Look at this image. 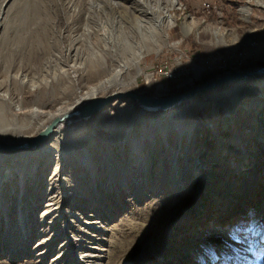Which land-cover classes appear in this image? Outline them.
<instances>
[{
    "label": "rangeland",
    "instance_id": "obj_1",
    "mask_svg": "<svg viewBox=\"0 0 264 264\" xmlns=\"http://www.w3.org/2000/svg\"><path fill=\"white\" fill-rule=\"evenodd\" d=\"M5 1L0 0V112L3 111L2 118L7 122L3 126L12 124L15 128L23 122L26 127L20 129L10 125L8 137L23 133L35 138L43 130L41 126L47 117L46 112H55L76 98L62 93L64 86L96 85L104 72L98 69L99 77H92L88 82L84 79L85 83L56 79L51 73V70L60 71L62 68L61 63L56 65L53 62L55 56L59 53L67 55L72 48V38L79 36V33H71L65 21L72 0H8L4 4ZM125 3L128 7L134 6L132 1ZM177 3V9L169 13L175 22L163 29L167 40L165 45L153 47L149 53L143 51L140 57L144 74L138 78L134 92L150 97H170L227 72L264 66V7L261 0H177ZM34 11L54 19L44 26L46 29L53 26L49 31L48 45L35 49L28 33V19ZM124 18L132 20L133 13L125 14ZM78 22L75 20L69 26L78 27ZM110 32L108 27L105 34L94 31L91 38L96 50L103 49L101 38L104 35L103 39L110 40ZM81 48H85V44H80V54L83 53ZM131 56L120 58L126 60ZM105 59L110 65V58L105 56ZM218 61L224 67L210 72L208 68H215ZM196 69L201 70V74L193 78ZM146 76L150 77L149 81ZM263 81L234 83L187 102L200 120L184 127L186 130L192 128L191 135L196 139L186 153L185 148L189 145L178 138L177 132L166 133L165 138L152 135L151 118L136 117L140 111L138 104L130 99L117 100L86 124L69 123L68 132L62 135L65 154L55 150L49 157L40 159L35 155L42 152L43 146H50L53 142L50 139L28 151L37 156L36 162L28 168L0 167V173H4L0 181V190H4L1 198L10 202L9 212L16 218L17 213L12 209H16L17 203L38 204L42 196L48 194L59 199L63 192H68L64 189L69 183H76L82 192L94 196L95 208L96 203L106 204L113 211L118 206L116 214L110 213L113 219L108 221V225L116 229L112 245H116L117 252L113 264H168L167 260L170 264H264V145L251 138L254 134L249 129L256 126L264 139V126L261 125L264 100L253 99L249 105L240 97L235 116L222 122L220 108H226L231 102L218 99L224 91L232 88H238L240 93L256 91L264 97V86L256 85ZM112 94L104 91L97 97ZM220 124V134L218 131L210 133L207 129L208 126L219 128ZM137 140L139 155L132 145ZM223 143L233 144L227 146L230 156L216 163L214 160L219 157L218 151ZM205 144L212 147L205 149ZM235 144L240 148L236 150ZM176 150L180 157V173L175 172L173 177V169L170 172L169 168H172L171 159ZM201 151L206 152V158L198 157ZM10 153L15 154L14 157L26 154ZM199 162L204 170L210 167L214 183L202 190L203 198L198 204L182 214L190 194L184 193L187 188L179 191L177 184L186 179L182 175L189 171L188 182L196 183L198 173L195 170ZM231 163L239 167L236 174L226 169L233 167ZM60 172L63 180L54 186L55 174ZM167 173L170 174L167 176ZM123 174L138 181L145 177L147 188L143 195L147 197L142 195L135 199L131 191L124 195L121 192ZM113 187L117 189L110 193ZM5 190H13V197ZM22 191L28 193L24 201L19 200ZM179 192L182 194L177 195ZM66 201V212H73L75 206L82 205L78 199ZM212 202L216 207H222L214 208ZM43 204L34 214L41 215ZM34 240L31 246L35 245L37 238ZM155 248H158L157 253H148ZM6 249L7 252L13 251L11 246ZM26 259L31 257L24 256L10 263L4 256L0 257V264H22Z\"/></svg>",
    "mask_w": 264,
    "mask_h": 264
},
{
    "label": "bare ground",
    "instance_id": "obj_2",
    "mask_svg": "<svg viewBox=\"0 0 264 264\" xmlns=\"http://www.w3.org/2000/svg\"><path fill=\"white\" fill-rule=\"evenodd\" d=\"M126 1H132L134 6L128 7L125 3ZM7 2L8 0H6L4 4ZM261 5L264 7V0H261ZM177 6V0L70 1L68 12L66 13V25L67 27H70L72 34L79 33V36L76 35V37L72 38V48H70V51L67 55L64 56L63 54L59 53L55 56L53 62L56 65L61 63L62 68L60 71L56 69L51 70V73L54 74L53 76L56 79H64L69 81L81 80L82 83H85L84 81L88 82V80L92 77H99L100 74L97 72L98 69L103 71L104 74L101 77L99 83L96 85H82L83 87H76V85L75 87L64 86L61 89L62 93L68 94L70 96H76V98H74V101L71 104L65 105L60 109L58 108L55 112L45 113L43 111L42 114L44 115L45 113L47 117L41 126V129H43L41 132H43L57 118H61L64 115L75 111L87 101L98 98L97 96L99 93L111 91L115 94V92L118 93L117 91L121 90L126 92H134L133 89L137 86L138 78L140 75L144 74L142 68L140 67V57L143 55V51L149 53L153 47L160 48L165 45L167 40L163 29L164 27L167 28L175 22V19L170 16L169 13L176 10ZM243 11L246 12V9ZM130 13H133V18L132 20L128 21L124 18V15ZM147 17L148 20H146ZM95 18H98L99 21L95 20ZM53 20V18L48 15H44L42 12L34 11L31 14L28 19V33L30 43L32 46H34L33 49H35V47H46L48 45L49 31L52 30L53 26H51V28L49 27V29H46L47 27L45 28L44 26L46 25V22H52ZM75 20L79 21L78 27L69 26ZM107 27L111 29V38L110 40H105L103 39V35L101 38L103 43L100 45H103L104 47L101 50H96V48H94L95 42L92 41L91 35L94 34V31L96 30L102 31V34L103 32L105 34ZM55 28L56 27L53 29ZM183 31H186L184 27ZM80 44H85V48H81L83 51V53H81L82 55L79 53ZM203 45L206 44L203 43ZM225 45H228V43H225ZM72 52H74L73 55L71 54ZM128 54L132 56L126 60L120 58ZM105 56L110 58V65L107 64ZM221 63L222 62H217V66L215 68L209 67L208 70H210V72L213 70L220 71V69L224 67V64ZM197 74H201V70L196 69L193 78H198L199 75ZM146 79L149 81L150 77L146 76ZM263 80L264 79L262 78H257L248 82H259ZM256 85L264 86V81L257 83ZM257 89H259V87H257ZM251 92L243 91L240 93L238 88H232L230 90L224 91L222 95L219 96V98L217 97L223 101L231 102V104L226 108H220V112L223 113V118L221 119L222 122L225 120L230 121L231 118L235 116L238 109L236 108L238 104L237 100H239L240 97L249 105H251L254 100H264L263 95H258V92L256 91L255 93L253 91ZM252 95H255V97H258V99H256L254 96L251 98ZM136 103L140 107V111L137 112L136 117L151 118L149 122L150 127L154 128L152 135H161L162 138H165L166 133L172 135L173 133L177 132L178 138L184 139L185 142H187L186 145H189L188 148H185V153L192 149V142H196V139L193 138V135H191L190 130L192 128L186 130L184 127L187 125V123L189 125L197 124L198 120L200 119L196 117L190 105L184 104L185 106H178L170 111L164 112L150 108H143L140 106L139 102ZM253 110L254 109L251 108V111ZM2 114L3 111L0 112V143L16 146L33 139L31 138L33 135L26 136L23 133L17 134L16 137L13 136V138L8 137V127L10 125V127L13 126L12 124L3 126L4 123L7 122L6 119L2 118ZM211 116L212 114L209 115L210 118ZM89 119L76 118L60 122L57 124L52 134L48 138V141L50 139L53 141L50 146H43L42 152H39V154L35 155L41 159L44 157H49L50 152L55 150H61V154H65L63 151L65 139L62 135L68 132L69 123H79V125L86 124V122H88L87 120ZM22 123L23 122H20V125H17L15 128H13L20 129L26 127ZM261 125L264 126L263 119L261 120ZM202 126L203 128H206L205 125ZM221 128V124L219 128H210V126L207 127V129H210V133L218 131L217 134L221 133ZM145 129L146 128L144 127V130ZM249 129L254 134L251 138L264 145V139L260 135V129H258L256 126H250ZM147 136H149V134H147ZM135 142H137L138 145V140L133 141L132 144L134 152L137 153L139 147ZM228 145L233 144H220V149L218 151L219 157H216L214 162L218 163L219 160L221 161V158L225 159L228 155L230 156L228 153L230 148H227ZM204 146L205 149L212 147L210 144H205ZM236 146V150L240 148L238 145ZM36 148L19 151L25 152L26 154L24 156L14 157L15 154L3 152V154L0 155V167H11L12 170H23L28 168V165L31 163L34 164L36 162L35 157H37L35 155L29 154L28 151L35 150ZM180 151H182V149H180ZM137 154L139 155V152ZM7 156H11L12 158H6ZM32 157H34V159ZM198 157L201 159L204 157L206 158V152L201 151ZM250 158L253 159L252 157ZM179 161V153L176 150L171 159L172 168H169L170 172L171 169H173V177L175 172L180 173V170H178ZM188 161L189 159L187 158V162ZM200 164L201 163L199 162L195 170V172L198 173V179L194 180L196 183L188 182V179L191 176V172L189 171L186 172L185 175H182V177L185 176L186 179L184 181L186 182L182 180L177 184L179 191H181L183 188H187L184 193L190 194L187 197L188 205H186L181 210L182 214H186V212L198 204L203 198L202 190L214 183V173L211 171L210 167H205L204 170V167ZM231 166L233 167L226 169L228 171H235V174L239 172V167L236 166L235 163H231ZM169 174L167 173V176ZM243 175L247 176L245 173ZM2 176H4V173H0V181L2 180ZM55 176L56 177L54 178L53 184L54 186L63 180L61 172L59 174H55ZM219 177L223 179L221 176ZM144 179L145 177L138 181L137 179L131 177V175L125 176L123 174V177H121V183H123L124 186H121L123 187L121 192H123L124 195H127L128 192L131 191V193L135 195V199H137V197H142L144 191L147 188L144 185ZM65 188L66 189L64 190L68 192H63V197L59 199H56L55 197H52L48 194L47 196H42L43 199L40 200L39 202L41 203L38 204H32L31 206H28L27 203L23 205H19V203H17L16 209H12V212L16 211L17 213L16 218H14L12 213L9 212L10 208H8V205L10 202L1 198V193L4 190H0V257H7V260L10 263L24 256H27V258L31 257V259L24 260L22 264H113L115 253L117 252L116 245H112L113 240L115 241L116 229L113 228L114 226L111 228V226L108 225V221L113 219L112 216H110V213L116 214L119 207H115V210L113 211V209L108 207L106 204H103L102 206L101 204L96 203L95 208L94 202H96V200L94 196L88 195L85 193V191L82 192L77 187L76 183H69ZM115 189L117 188H111L110 193H113ZM181 192H179L177 195L182 194ZM5 193L13 197L14 191L5 190ZM27 196L28 193L23 192L22 197L19 198V200L24 201ZM95 196L96 198H99L96 193ZM143 196L147 197L145 195ZM72 199H78L82 202V205L75 206L73 212H66V200L71 201ZM43 202L45 204H43ZM42 204L44 210L41 212L40 216H37L34 214V211L37 210ZM212 204L214 208L222 207H216V204L213 202ZM68 220L71 221L68 222ZM66 222H68L69 225L66 224ZM35 238H37V241L34 246H31L35 241ZM8 246L13 247L12 252H7L6 248ZM157 251L158 248H155L149 250L148 253L155 254ZM49 258H51L50 261H48ZM105 259L106 262L103 263ZM166 262L170 264L169 260Z\"/></svg>",
    "mask_w": 264,
    "mask_h": 264
},
{
    "label": "water",
    "instance_id": "obj_3",
    "mask_svg": "<svg viewBox=\"0 0 264 264\" xmlns=\"http://www.w3.org/2000/svg\"><path fill=\"white\" fill-rule=\"evenodd\" d=\"M257 78H264V66L250 69L248 71H231L203 82L194 88L187 90L181 94H177L170 97H150L138 94L136 92H118L105 98H95L93 100L85 102L75 111L64 115L61 118H57L52 124H50L43 132H41L35 138L26 141L20 145L10 146L0 143V152H18L34 149L48 141V138L52 134L54 128L60 122L72 119H89L95 115L103 112L108 106L117 100H132L139 102L143 108H150L158 111H170L173 108L186 104L192 101L199 95L205 93L214 92L228 85H232L238 82H248Z\"/></svg>",
    "mask_w": 264,
    "mask_h": 264
},
{
    "label": "built area",
    "instance_id": "obj_4",
    "mask_svg": "<svg viewBox=\"0 0 264 264\" xmlns=\"http://www.w3.org/2000/svg\"><path fill=\"white\" fill-rule=\"evenodd\" d=\"M219 62V61H218Z\"/></svg>",
    "mask_w": 264,
    "mask_h": 264
}]
</instances>
